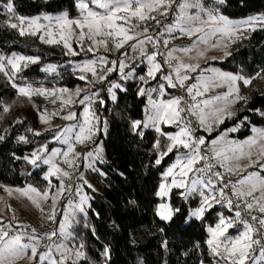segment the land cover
<instances>
[{
	"label": "snow or ice",
	"instance_id": "6c2138e0",
	"mask_svg": "<svg viewBox=\"0 0 264 264\" xmlns=\"http://www.w3.org/2000/svg\"><path fill=\"white\" fill-rule=\"evenodd\" d=\"M172 0H74V7L79 10V18H70L67 11L61 12L56 15L43 14L34 17H28L17 13L14 0H3L0 3V10L3 15L7 17L4 23L19 32L21 36L33 35L39 36L40 40L46 44H59L63 43V47L67 49V54L78 55L73 50L70 38L74 35H78V40L83 41L85 38L90 40L93 45L104 46L107 49L108 40L112 39L115 43V48L118 50L124 46L128 41L137 39L139 35H146L147 28H144L142 33H132L131 29L125 25L135 18L141 22L146 19H155L154 16L148 15V13L159 11L170 7ZM222 3L223 0H220ZM90 5H95L97 9L102 11L93 10ZM181 16L180 20L187 21L191 26L187 29V34L192 35L194 33L203 32L205 26H214L211 31L205 33L204 37H201V41L207 43V38L211 36L219 35L221 38H227L230 41L239 39V34L248 30L255 31L256 27L259 26L264 28V15L254 16L248 19L242 20L238 23H234L223 15H218L214 9H207L201 3L200 0H184L180 6ZM195 8L197 12L195 15H188V9ZM201 13L205 14L207 19H204ZM162 15H166L167 12H162ZM45 21L46 23H42ZM119 22V23H118ZM199 24V26H195ZM133 27H139V25H133ZM180 31H185V28L180 24L176 25ZM76 29L79 32L76 33ZM85 29L87 31H85ZM172 31L171 28L168 29ZM97 37L101 39L97 40ZM153 38L147 36V41L152 42ZM159 43V41H156ZM168 41L165 40L164 44L167 45ZM145 40H139L138 44L132 45L133 51H140L142 56L146 57L147 68L146 76H139V81L142 84H148L149 78L155 80L157 73H162V65L157 62L158 51L152 54H148L144 50ZM219 45L214 44L213 47ZM226 46V45H225ZM83 47V45H81ZM93 47H89L88 51L92 52ZM173 51H176L175 49ZM185 53L191 51V49L185 48L180 49ZM126 56L127 53H124ZM200 57L204 56V52L198 53ZM39 57L18 55L13 53L10 57L0 55V72H3L8 76L10 81H13V77L16 73H19L22 67L26 68L30 64L39 63ZM99 63L101 66H106L108 61L105 57H99ZM175 59L172 56V52L168 53L169 67L172 68L174 75L164 74L162 80L165 83H159L157 87L148 88L141 86L138 89L137 94L141 97L147 96L149 107L145 109L146 119L145 120H133L131 121L132 131L138 135L143 136V130L149 127L155 129L156 132L161 135H165L169 143L161 150L160 141L157 140L154 144L155 149L158 152V158L155 160V165H160L165 156L173 153V150L177 151L180 148L187 149V153L177 155L175 162L172 163L166 171L162 173V181L158 185V190L155 195L159 197L162 202L157 207L156 215L163 221L170 222L176 213L180 212L179 208H173L170 203L171 193L174 188L184 189L180 195L185 201L189 199L192 194H198L201 197L198 207L191 210L190 216L197 220H203L206 212L211 211L216 204L225 205L229 211L233 210V200L226 196L222 189L216 190L215 184L212 179H204L203 176H207L211 172L212 165L206 164L205 167L195 168V165L200 161H207L208 157L201 155L200 146L205 144L204 138H194L193 131L191 128V122H184L182 113L189 112L198 118L199 124L204 127L206 131H211L213 124L223 123L226 117L234 115L230 111L231 105L241 101L247 100V97L240 95V82L245 86L252 84V78H246L239 74H233L229 72L218 71L212 69V75L205 78L200 76L197 78V83L192 84L186 88L187 94L191 97L192 101H196L197 96H201L206 92L209 87H223L227 85V92L223 95H217L213 99H205L202 102H195L188 104L183 101V98L177 97L170 100L153 99L152 93H158L163 95L167 88H177L178 86L185 87V81L191 77L187 75V72H194L199 67L198 64H188L180 62L175 67L171 64V61ZM112 67L106 68L107 73L117 71L116 61H112ZM96 65L97 60L85 62L83 65L77 66V70L81 73H91L94 77L96 76ZM6 66H10L11 73L6 71ZM126 65L120 62L118 71L121 75V79L127 80L133 77L134 73H125ZM182 70L184 74H182ZM44 71L55 72L56 67L54 65H48ZM80 80H86V75H80ZM107 76L97 77L98 81H104ZM92 84V81H88ZM12 87L18 89V94L28 99H31L33 95L44 96L47 98H57L60 100L62 106H66L74 103L73 97H79L83 89L76 88L74 91L68 88H57V89H46V88H34L31 84H25L24 86L17 85L14 81ZM120 89L126 91L127 89L122 88L120 83L110 82V86L107 91L111 95L113 100L116 99L115 90ZM67 94V95H66ZM99 93L95 92L91 95H84L78 102L84 105L83 111V123L77 126L64 127L59 131L54 139L60 141L63 144L68 145L67 152H62L60 149H54L51 153L42 158V154L48 152L46 145L37 148L31 153L30 157H24V159L32 165L33 168H40L41 165H47L48 170L44 176L45 180H49L50 177L55 176L60 180L59 186L56 188L55 193L49 197L51 189H45L40 192L31 185L27 189H11L8 188L6 191L12 194L13 191L20 193V195L27 197L31 203L43 212L41 201H47L49 198L52 200L53 211L48 214L50 221L55 220V204L57 200L63 195L66 190V186L63 182L62 177H69V172L63 170L57 163V158L63 156V162L69 167L73 165V161L68 159L70 153L74 152V146L72 143L73 134L76 143H84L85 141L91 140L96 131H98L99 118L96 116L95 111L92 109V105L95 102V97H98ZM182 101L184 107H181ZM55 103V100H52ZM103 104V100L99 101ZM219 102V104H217ZM212 106V107H210ZM7 107H4L3 111H8ZM58 113H48L47 110L41 113L40 120L43 123H48L51 116L57 115ZM264 115V113H261ZM65 120H75L76 113L69 112L67 115L62 117ZM168 125H181L179 132L176 134H166L162 132L159 127L160 124ZM231 131H237L236 128ZM255 136L249 140L235 144L234 142H226V146L222 148L213 147L211 151L214 153V157L219 160L221 156L224 159H240L241 157L247 156L251 160L252 149L257 147L259 149L258 155L264 157V129H253ZM41 133L34 132V135L39 136ZM3 139V137H0ZM24 142H27L25 137H20ZM224 141L222 135L219 140H213L211 143L213 146ZM247 148V151L245 150ZM227 152L232 153V157L226 155ZM97 159H102V149H97ZM88 156H93V153H88ZM19 159V157H17ZM254 163V162H253ZM224 166L223 164L221 165ZM227 171L231 172V167L227 168ZM196 173V178H191L190 174ZM31 175V173H29ZM220 180L223 179L221 173H214ZM169 178H171L169 180ZM85 183H87L85 181ZM240 185L247 184L249 186L247 191H242L233 185L234 194L237 197H251L252 200H245V208L251 211L255 208L261 214H264V177H261L258 173H251L244 179L239 181ZM55 187V186H53ZM91 188V185H88ZM94 190V189H93ZM207 190V191H205ZM259 192L260 195L257 197L254 193ZM89 197L87 194L80 195L79 202L76 204L69 203V208L72 210H78L80 213L86 212V205H88ZM239 208V205H236ZM13 219L15 216L13 215ZM251 220L255 221L259 227L250 223L248 220L242 218V212L240 210L234 211L233 217H226L222 213L218 214V222L214 226L207 228L209 238L206 243L208 249L215 258V264H248L249 260L253 261V264H264V216H251ZM0 225H3V221H0ZM240 225L242 230H237L233 235H229V230L237 228ZM72 226L70 214H64V222L59 225V234L65 239L71 236L68 231ZM22 227V226H21ZM30 227V226H29ZM95 235V229L92 230ZM163 229H161V232ZM11 233V234H10ZM57 236V232L53 231L49 234H45L41 237L36 234L35 229L28 232L27 229L24 231H16L13 229L11 223L6 226H0V264H17L21 259L27 258L31 264H78V261L86 259V254L82 250L73 251L67 245L63 243L51 244L46 246V250L43 252L39 251L40 241L42 238L52 240L53 237ZM27 241V242H25ZM162 246L167 249V241H164ZM83 244L80 245V249H83ZM258 250V258H257ZM54 251L59 254V259L54 255ZM104 257L105 264L110 258V248L104 246V250L101 253ZM203 264V261L200 262Z\"/></svg>",
	"mask_w": 264,
	"mask_h": 264
},
{
	"label": "trees",
	"instance_id": "16d2710c",
	"mask_svg": "<svg viewBox=\"0 0 264 264\" xmlns=\"http://www.w3.org/2000/svg\"><path fill=\"white\" fill-rule=\"evenodd\" d=\"M14 5L18 14L28 17L56 15L64 11L69 13L70 18L78 16L74 0H14ZM204 6L232 18L264 15V0H223L222 3L220 0H204ZM6 19L0 10V55L10 57L15 53L40 58L39 63L22 67L14 75L16 79L49 89H75L87 84L79 79L73 66L75 59H82V56L68 55L62 42L50 46L43 43L39 36H21L17 30L4 23ZM157 24L155 20L148 22L149 36ZM168 25L164 23L157 28L159 34L166 35L165 40L168 38L165 33ZM232 44V55L218 65L225 71L252 78V84L245 86L240 82V95L247 97V100L238 102L236 115L226 119L224 126L238 124L240 129L237 136L245 138L252 133L253 126L264 127V115H261L264 113V28L248 30L239 39L232 41ZM48 65H54L56 71H44ZM146 73L145 66L137 67L133 78L124 82V89L127 90L118 89L115 100L107 95L105 89L108 83L105 81L91 86L94 93H99L96 108L101 124L106 120L109 131L106 138L100 134V139L104 138L105 159L100 164L101 169L91 173L92 188L86 189L90 196L87 215L76 221L71 228L74 247L83 244L87 257L78 261V264H105L101 255L105 245L110 248V258L106 264H200L201 261L203 264H215V258L206 243L209 238L207 228L218 222V212L229 213L225 205H215L211 211L206 212L203 220H197L190 216V212L199 206L201 197L194 193L185 201L180 195L184 189L174 188L170 203L173 208H179L180 212L170 222L156 215L162 201L155 193L162 181V173L174 163L178 151L174 149L173 153L164 157L160 165H155L158 152L154 144L159 140L163 150L169 143L167 137L154 128L142 129V137L131 129V121L145 119L146 98L137 92L144 85L138 77L146 76ZM18 97L27 98L19 95L6 75L0 72V137H3L0 139V185L14 188L31 185L44 189L49 183L44 179L46 167L33 168L24 157H30L33 151L43 145L52 148L55 133L43 128L40 115L46 108L55 113L61 108L58 99L54 105L58 107H45L44 99L34 95L26 100L29 101V110L21 114L15 112V109L22 106ZM102 99L105 100L103 104L99 102ZM51 104L52 101L47 103ZM4 107L9 110L3 111ZM52 118L56 119L57 116ZM34 132L41 134L37 136ZM194 135L197 136L196 130L193 131ZM20 137H25L27 142ZM201 149L204 156L212 157L205 153L202 145ZM217 169L215 164V173ZM218 184L222 186L223 183L219 181ZM67 199H73V196L67 197L65 202ZM76 199L73 200L77 202ZM231 199L235 207L237 201ZM59 214L57 211L54 221L48 219L41 225H55L54 231L57 232ZM164 241H167V249L162 246Z\"/></svg>",
	"mask_w": 264,
	"mask_h": 264
},
{
	"label": "rangeland",
	"instance_id": "374dc122",
	"mask_svg": "<svg viewBox=\"0 0 264 264\" xmlns=\"http://www.w3.org/2000/svg\"><path fill=\"white\" fill-rule=\"evenodd\" d=\"M182 3H184V0H182ZM200 3L204 6V0H200ZM90 7H92L93 10L102 11L100 9H97L95 7V5H90ZM165 9H160L159 11L148 13V15L154 16L155 19H146L145 21L141 22V21L133 18L129 22V24H127L125 26L130 28L132 33H142L144 28H147V30H148V22L149 21H154V20L157 22L161 21L162 16H163L161 13L165 12ZM187 11H188V15H195L197 12V9L190 8ZM77 12H78V16L76 18H79V10L78 9H77ZM178 12H179L178 21L175 24L168 25L166 27L165 33H167V35H168L167 45H165L163 43L162 44V48H163L162 53L158 51L159 54L157 55V62H159L162 65L163 72L157 73V77L155 80H152L151 78H149L148 84L143 85V87H145L146 89L157 87L159 83H165L162 80V75H164V74L174 75V72L172 71V68L169 67V63H168V53L172 52V56L175 57V59H173L171 61V64L173 65V67H175L180 62H184V63H188V64H194V65L198 64L199 67L194 72H187V75H189L191 78L189 80L185 81V87H183V88H181L179 86L177 88H167L166 87L165 93L163 95H159L158 93H152L153 99H163V100L167 101V100H170L173 98L181 97V98H183V101H186L188 104H191V103H195V102H202L205 99H213L217 95L225 94L227 92V85H225L223 87H209V89L206 92H204L203 95L197 96L196 101H192L191 97L187 94L186 88L188 86H191L192 84L197 83V78L200 76H204L205 78L211 76L212 75V72H211L212 69H216L218 71H223V72H229V71L223 70L220 67V65H218V63L223 62L229 56L232 55L233 44H232V41L228 40L227 38H221L219 35L208 37L207 43H204L203 41H201V37H204L205 33L210 32L212 27H214L211 25L205 26L203 32L188 35L187 29L191 25L187 21L180 20V16H181L180 7L178 8ZM201 15L203 16L204 19H207L205 14L201 13ZM218 15H222V14H218ZM261 15H263V14H255V15L242 17V18H232V17H229L227 15H223V16L227 17L229 20L233 21L234 23H238V22L245 20V19H248L250 17L261 16ZM42 23H46V22L42 21ZM137 24L139 25V27H133V25H137ZM177 24H180L182 27H184L185 31H180V29L176 27ZM195 26H199V24H197ZM169 28L172 29L171 32L168 31ZM258 28H261V27L257 26L256 29H258ZM85 31H87V30L85 29ZM249 31H251V30H249ZM78 32H79V29H76V33H78ZM243 34H244V32L239 34V36H241ZM147 36H149L148 31H147L146 35H139L137 37V39L126 42L124 44V46L118 50L115 48V43L112 39L108 40V46H107V49H105L104 46H102V45H99V46L93 45L92 42L90 40H88L87 38H85V40H83V41H79L78 35H74L73 37H71L69 42L71 43L73 50H75L79 56L83 57L82 59H79V60L75 59L76 62H74V64H73L74 68L77 70V66L83 65L85 62L97 60L96 76L94 77L90 72L89 73H81L77 70L78 77L80 75H86L87 76V81L82 80L84 83L86 82L87 84L78 86L79 88L83 89V91H81L79 97H75V96L73 97L74 103L66 105V106H62L60 100L58 99V103L60 105L61 110L57 111V113H58L56 115L57 118L56 119H53V118L50 119L48 123H42L43 128L53 130L55 135L59 131H61L64 127H68V126H77V130H78V125L83 123V111H84V105H81L78 102V100L82 99L83 96L86 94L91 95L92 93H94L92 91V87L94 84L101 82V81L97 80V77H99V76H105V75L107 76V79L104 80L105 83H108V86L105 89V91H106L107 95L109 96V98L111 100H113L111 98V95L107 91L108 87L110 86V82L120 83L122 85V88H124V82L129 80V79H127V80L121 79V75L118 71V66H119L120 62H123L126 65V67L124 69L125 73L133 72L135 74L137 67H141V66H145L146 68L149 67V65L147 64L146 57L142 56L140 54L139 50L133 51L132 45L138 44L139 40H145V44L143 46L144 50L148 54H152V53L157 52V51L153 50V48H152L153 43L152 42L150 43L147 41ZM99 39H101V37H97V40H99ZM59 44H61V43H59ZM214 44L219 45V46L213 47ZM51 45H53V44H50V46ZM81 45H83V47H81ZM89 47H93L94 50L92 52H89L88 51ZM185 48L191 49V51H189L187 53H185L184 51H180V49H185ZM174 49L176 51H173ZM67 51L68 50H66V53H67ZM201 51L204 52L203 57H200L198 55V53ZM124 53H127V55L125 56ZM70 56H73V55H70ZM75 56H77V55H75ZM75 56H73V57H75ZM99 57H105L107 59L108 63L106 66L100 65L99 59H98ZM112 61H116L117 71H113L109 74V73H107L106 68L112 67V63H111ZM229 73H232V72H229ZM182 74H184L183 70H182ZM233 74H235V73H233ZM88 81H92L93 83L89 84ZM68 89L71 91H74L76 88L75 89L68 88ZM240 89H241V87H240ZM117 90H115L116 96H117ZM145 98H146V106H145V109H146L149 107V105H148L147 96H145ZM17 99L19 101H21L22 106L18 109H15V112H20L21 114H26L25 112H27V110H29V108H28L29 106L27 104V102H29V101H26V100H30V99H27V98L19 99V97ZM94 99H95V102L92 105V109L95 111L96 116L99 118V123L97 125L99 130L95 132V134L93 135L91 140L85 141L84 143H76L75 139H74V134H73L72 143L74 146V152L70 153L68 156V159L73 161V165L71 167H69V165H67L63 162V160H64L63 156H60L57 158V163L60 165V167L63 170L69 172L70 178H71V169L76 165V163H79L82 161V166H81L80 172H79L78 177H77V183L75 186H73V192H72L73 199H75V197H77V202H75V200H73V199H67L66 202H65V199L63 200V196L65 194H69L66 185H67V182L70 180V178L69 177H62L63 182L66 186V190L64 191L63 195L57 200L55 207H54L55 215L57 214V211L60 213L59 214V222L57 225V236L53 237V239L51 241L50 240H47V241L41 240L40 241V248H39L40 252L45 251L46 246L54 244V243L55 244L63 243L65 245H67V247L72 249L73 251H75V250L84 251L83 249H80V246L74 247V244L72 242L71 228H72L73 224L76 221L81 220L82 217L85 216V214L80 213L78 210L70 209L69 203L71 202L72 204H76L79 202L80 195L87 194V196L89 197L88 205H90V196H89L86 189L89 188L88 185L92 186L91 173L94 170H97V169L100 170L101 169L100 164H102L104 162V159H105L104 138L107 137V134L109 131V124L106 120H104L103 124H101L100 114L96 108L97 97H95ZM56 101H57V98L55 99V103H53L51 105H47V103H43V106L52 107V106L56 105ZM183 101H182L181 107L185 106ZM104 102H105V100H103V103ZM217 104H219V102H217ZM237 105H238V102L231 105V107H230V111L233 112L234 115H236ZM18 106L19 105L15 106V107H18ZM54 107H58V105L54 106ZM210 107H212V106H210ZM45 110H47V112H50V113H55L54 110L49 109V108H46ZM69 112L76 113V119L75 120L69 121V120H65L62 118L63 116L67 115ZM182 116L184 117V122H191V128L196 130L198 138L202 137L205 139V144L202 145L203 147H205V153L208 155H211L214 158L215 164L218 167L216 172L221 173V175L223 177L222 180H220L217 177L218 180L221 181L223 184H222V186H220L217 181L214 182L215 189L217 191L222 189L224 191V193L226 194V196H228L230 198H234L237 201L236 203L241 205L243 207V209L248 214H250V215L252 214V215L258 216V217L264 216V214H261L258 211V209L255 207L251 211L246 210L244 202H245V200L251 201L252 198L251 197H237L234 194V189L232 187L233 185H236V187L241 189L242 191H247L249 186L247 184L240 185L239 184L240 180L244 179L245 177H247L251 173H258L261 177H264V157H261L260 155H258L259 149L257 147H254L251 150L252 151L251 160H249L247 156L241 157L238 160L235 159L234 157L226 160V159H224V156H221L218 160L214 157V153L211 151V149L213 147H216V148L225 147L226 142H234L235 144L243 143V142L249 140L250 138H252L253 136H255V132L253 131L254 128L255 129H264V127L253 126L251 129L252 133L249 136H247L245 138H238L237 134H238V131L240 129V126L238 124H233V125H230L228 127L224 126L226 119L231 118L233 116L226 117L224 119L223 123L213 124L211 131H206L204 129V127H202L199 124L198 118L194 115H191L189 112L182 113ZM145 119H146V113H145ZM181 126H183V124L178 126L176 124L168 125V124L162 123L159 125L162 132H164L166 134H176L177 132H179ZM149 128H152V127H149ZM233 128H236L237 131H231V129H233ZM101 133L104 136V138H102V139H100ZM222 135L224 136V141H221L219 144L213 146L211 142L213 140H219V138ZM52 142L54 143V145L52 146V148L48 149V152L42 154V158L49 155L51 153V151L54 149H60L62 152H67V150H68L67 144H63L60 141L55 140L54 137L52 138ZM97 149H102V159L96 158L95 153H96ZM245 150L247 151V148ZM187 151H188L187 149L180 148L178 150L177 155L185 154V153H187ZM90 152L93 153V156H91V157L88 156V153H90ZM226 155L229 157H232L231 152H227ZM222 164L224 165L223 167L221 166ZM41 166L46 167V169L48 170L47 165H41ZM228 167H231L233 169V171H231V172L227 171ZM195 168H196V166H195ZM196 176H197L196 173L190 174L191 178H196ZM226 176H228V178H226ZM170 179L171 178H169V180ZM85 181L87 183H85ZM48 182H49V180H48ZM50 182L51 183H48V185L44 189H37V188L36 189L39 190L40 192H43L45 189H51L49 192V197H51L55 193L56 188L59 186L60 180H58L55 176H53V177H50ZM53 186H55V187H53ZM28 187L29 186H26L24 188H19V189H27ZM8 188H11L13 190L17 189L14 187H7V186L0 185V221H3V225H0V226H6L7 224L11 223L13 225V227H19L22 229V228H25L26 226H36V225H40L42 223L47 222L48 214L53 211V204H52L51 198H49L46 202L41 201V206L43 207V212H41L38 208H36L31 203V201L27 197L20 195V193L13 191L12 194H9V192L6 191V189H8ZM205 191H207V190H205ZM254 195L258 197L260 195V193L257 191L256 193H254ZM162 202H168L167 198L165 201H162ZM216 205H218V204H216ZM85 207H86V212H87L89 206L86 205ZM235 210H239V209L235 208L233 205V210L229 211V213H227L225 211H220L217 213V215L222 213L226 217H233ZM65 213L70 214V219L72 221V226L68 230L71 233V236L68 237L67 239H65L63 236H61L59 234V231H58L59 225L64 222V214ZM13 215L15 216V219H13ZM242 218L244 219L243 214H242ZM238 226H240V225H237V227ZM231 230L232 229L229 230V233H228L229 235H233L237 232V231L231 232ZM239 230H242L241 226H240ZM25 242H27V241H25ZM54 255L56 256L57 259H59V254L56 253L55 251H54ZM256 255L258 258L257 253H256ZM17 264H31V262L27 258H24V259L19 260L17 262ZM69 264H71V261H69ZM248 264H253V261L249 260Z\"/></svg>",
	"mask_w": 264,
	"mask_h": 264
},
{
	"label": "built area",
	"instance_id": "2783aa9c",
	"mask_svg": "<svg viewBox=\"0 0 264 264\" xmlns=\"http://www.w3.org/2000/svg\"><path fill=\"white\" fill-rule=\"evenodd\" d=\"M181 3H182V0H172V2L170 4V7H167L165 9V11L167 12V14L162 16L161 21L158 22V24L151 31L150 34L153 37V47H152L153 50L159 51V52L162 53V51H163L162 44L164 43V41L166 39V35L159 34L157 28L159 26H162L164 23H169L170 25H173V24H175L178 21V19H179L178 8L181 5ZM156 41H159V43H156ZM5 70L8 71L9 73H11V70L9 69L8 66H6V69ZM6 77L9 80L8 76H6ZM13 81L17 85H19V86H24L25 84H31L32 85V83H29V82L28 83L20 82L15 77H13ZM13 81H10L9 80V82L11 83V85H12V82ZM33 87L34 88H39V87H35V86H33ZM15 89L18 92V89L17 88H15ZM46 89H49V88H46ZM37 96H39V95H37ZM39 97H41V98L44 99V101H45L44 103H50L55 98V97H53V98H47L46 99L44 96H39ZM194 138H198V137L196 135H194ZM200 149H201V146H200ZM201 155H203L202 154V149H201ZM206 164H211L212 165V169H211V172H209L207 174V176H203V178L206 179V180L210 178V179L213 180V182H216V181L219 182L218 181V178L214 175V173H215V171H214L215 161H214V159L212 157H208V160L207 161H203V160L200 161L195 166H196V168H201V167H205ZM81 166H82V161L79 162V163H76V165L71 169V178L67 182V185H66L69 194H65L63 196V200L66 199L69 196H73L72 195L73 186H75L76 183H77V177H78V174L80 172ZM237 204L238 203L235 202V207H236ZM238 209L242 211V214H243L244 219L248 220L250 223H253L255 226L259 227V225H257L255 221H252L251 220V216H254V215L248 214L243 209V207L241 205H239V208ZM54 226H51V225H48V224L47 225H41L40 224L39 226H36V227L26 226L25 228H22V229L19 228V227H17V228L13 227V229H15L16 231H24L25 229H27L28 232H31L32 229H35L37 235H39L41 237H44L45 234H49V233H51V232L54 231ZM41 240L44 241V240H47V239L46 238H42ZM257 254H258V250H257Z\"/></svg>",
	"mask_w": 264,
	"mask_h": 264
}]
</instances>
